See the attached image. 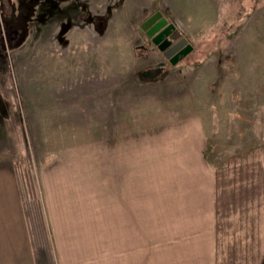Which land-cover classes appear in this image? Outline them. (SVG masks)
I'll return each instance as SVG.
<instances>
[{
  "label": "rangeland",
  "instance_id": "obj_1",
  "mask_svg": "<svg viewBox=\"0 0 264 264\" xmlns=\"http://www.w3.org/2000/svg\"><path fill=\"white\" fill-rule=\"evenodd\" d=\"M157 13L192 48L175 66L147 36ZM0 160L16 166L34 226L44 199L63 236L73 232L66 250L116 255L114 218L137 193L147 249L157 222L163 241L194 240L209 200L229 264L243 245L235 232L250 225L254 240L243 241L255 264L264 0H0ZM179 200L193 214H174ZM46 249L54 264V244Z\"/></svg>",
  "mask_w": 264,
  "mask_h": 264
},
{
  "label": "crops",
  "instance_id": "obj_2",
  "mask_svg": "<svg viewBox=\"0 0 264 264\" xmlns=\"http://www.w3.org/2000/svg\"><path fill=\"white\" fill-rule=\"evenodd\" d=\"M207 107L208 112H210V106ZM22 187L16 166L10 161L0 160V264H41L37 257V248L40 249V242L43 243L47 253L46 245L54 244V264H229L230 262V258L226 257L228 256L226 246L223 244L226 235L222 229L221 220L218 218L217 221L215 217L213 219V216L219 215V213L217 209L211 210L209 208V200L208 217L205 222L202 221L201 232L195 235L194 240L187 238L190 240L187 242L186 233H184L182 238L179 234L176 239L173 238L172 234H167L163 241L161 233H158L157 222L154 224L153 244L147 249L145 239L139 233L146 225L143 217L145 202L143 200L140 202L136 192L131 197L125 196L124 203L121 204V216L115 211V214L120 217L114 218L116 221L113 222L122 231L121 240L118 243L120 250L116 251V255L111 250L105 256L87 253L82 255L74 248L66 250L67 247L75 246L72 239L74 237L73 232L69 234L72 238L67 239L68 234L63 236L60 232L62 226L59 219H55L54 215L47 210L43 198L40 206L36 209L40 221L42 220V222L36 220L40 223L39 227H43L40 237L44 236L39 242L38 232L33 224V214L29 215L26 209L28 198L25 200ZM131 199L133 201L130 203ZM178 204V209L183 211L174 212V214H185L186 209L187 212L192 213V209L188 207L185 201L179 200ZM30 210L34 213L31 207ZM40 228L38 229L39 232ZM133 231L134 233L137 232L134 234ZM249 231L250 234L246 230L235 232L236 238L240 233L243 245L240 256L234 251L233 264H247L249 261L245 250L247 241L243 240L248 238L254 240L252 225H250ZM191 232L193 231L191 230ZM67 240H70L69 244ZM252 261L254 264V259ZM255 264H264V245H261L258 250V258H256Z\"/></svg>",
  "mask_w": 264,
  "mask_h": 264
},
{
  "label": "water",
  "instance_id": "obj_3",
  "mask_svg": "<svg viewBox=\"0 0 264 264\" xmlns=\"http://www.w3.org/2000/svg\"><path fill=\"white\" fill-rule=\"evenodd\" d=\"M155 21H159L157 22V24L148 32V35L149 36H153L155 33H157L158 31H160V29L165 26V25H168V22L166 19H164L162 17L161 14L157 13L152 19L151 21H148V25L150 26L151 23L155 22ZM169 28L171 29H175V26L172 24V25H169L167 26L163 31L159 32L153 39V43L154 44H157L159 45V50L160 51H164L166 49V47H168L170 45V42H163V39L165 37L168 36V30ZM178 45V44H177ZM179 47L178 46H175L173 48H171L170 50L166 51L164 53V57L166 59H170L171 57H174L171 59V64L172 65H175L176 63H178L179 59L181 58V56L183 57L186 56L187 54H189L191 51H192V48L189 47L187 48L185 51L181 52V56L180 54H175L177 51H178ZM180 56V57H179Z\"/></svg>",
  "mask_w": 264,
  "mask_h": 264
},
{
  "label": "flooded vegetation",
  "instance_id": "obj_4",
  "mask_svg": "<svg viewBox=\"0 0 264 264\" xmlns=\"http://www.w3.org/2000/svg\"><path fill=\"white\" fill-rule=\"evenodd\" d=\"M157 22H159V21H155V22L151 23L150 26L148 27V31H147V36L152 40V43H153V39H154V37H155L159 32L163 31L167 26L172 25V24L168 23V25L163 26V27L160 29V31H158L157 33H155L153 36H149V35H148V32H149V31H150V30H151V29L157 24ZM174 31H175V29H171V28H169V30H168V36L165 37V38L163 39V42H170V45H169L168 47H166V49H165L164 51H160V50H159V45L153 43L154 46L157 48V50H158L163 56H164V53H165L166 51L170 50L171 48H173V47H175V46H178V47H179L178 51H177L175 54H180L181 52L185 51L187 48L190 47L186 38H184V37H182V36H173ZM177 44H178V45H177ZM180 56H181V54H180ZM180 56H179V57H180ZM183 56H184V55H183ZM173 57H174V55H173ZM173 57H171L170 59H167V60L170 62L171 59H172ZM181 57H182V56H181Z\"/></svg>",
  "mask_w": 264,
  "mask_h": 264
},
{
  "label": "trees",
  "instance_id": "obj_5",
  "mask_svg": "<svg viewBox=\"0 0 264 264\" xmlns=\"http://www.w3.org/2000/svg\"><path fill=\"white\" fill-rule=\"evenodd\" d=\"M26 209H27V212L29 213V215H31L32 214V211L30 210V202L28 201V200H26ZM38 209V208H37ZM36 220H38V219H36V217H35V226H36V230H37V234H38V239H39V242H40V235H41V233L39 232V222L38 221H36ZM42 239V238H41ZM40 244V246H39V250H38V248H37V257H38V259H39V261L41 262V264H42V260H43V264H47L48 262H47V257H48V253L45 251V247H43V243H39Z\"/></svg>",
  "mask_w": 264,
  "mask_h": 264
}]
</instances>
